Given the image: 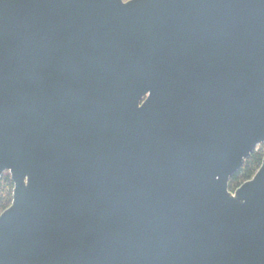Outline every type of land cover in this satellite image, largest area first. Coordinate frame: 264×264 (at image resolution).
Instances as JSON below:
<instances>
[{
    "label": "water",
    "instance_id": "1",
    "mask_svg": "<svg viewBox=\"0 0 264 264\" xmlns=\"http://www.w3.org/2000/svg\"><path fill=\"white\" fill-rule=\"evenodd\" d=\"M264 0H0V264H264Z\"/></svg>",
    "mask_w": 264,
    "mask_h": 264
},
{
    "label": "trees",
    "instance_id": "2",
    "mask_svg": "<svg viewBox=\"0 0 264 264\" xmlns=\"http://www.w3.org/2000/svg\"><path fill=\"white\" fill-rule=\"evenodd\" d=\"M264 159V145L252 153L241 170L231 177L229 190L235 192L240 186L253 179L260 170ZM14 183L9 173H5L0 181V215L9 209L13 203Z\"/></svg>",
    "mask_w": 264,
    "mask_h": 264
},
{
    "label": "rangeland",
    "instance_id": "3",
    "mask_svg": "<svg viewBox=\"0 0 264 264\" xmlns=\"http://www.w3.org/2000/svg\"><path fill=\"white\" fill-rule=\"evenodd\" d=\"M124 1H129V0H124Z\"/></svg>",
    "mask_w": 264,
    "mask_h": 264
}]
</instances>
